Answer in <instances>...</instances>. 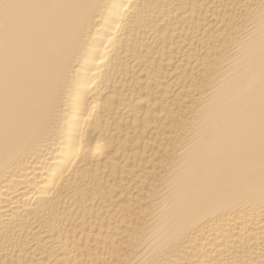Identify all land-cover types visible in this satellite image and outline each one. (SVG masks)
Listing matches in <instances>:
<instances>
[{
  "label": "bare ground",
  "instance_id": "1",
  "mask_svg": "<svg viewBox=\"0 0 264 264\" xmlns=\"http://www.w3.org/2000/svg\"><path fill=\"white\" fill-rule=\"evenodd\" d=\"M0 264H264V0H0Z\"/></svg>",
  "mask_w": 264,
  "mask_h": 264
}]
</instances>
